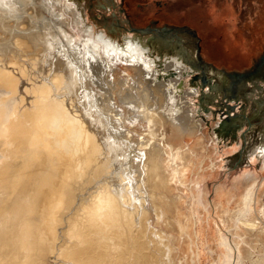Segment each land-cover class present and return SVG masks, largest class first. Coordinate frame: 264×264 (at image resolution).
<instances>
[{
	"label": "rangeland",
	"instance_id": "rangeland-1",
	"mask_svg": "<svg viewBox=\"0 0 264 264\" xmlns=\"http://www.w3.org/2000/svg\"><path fill=\"white\" fill-rule=\"evenodd\" d=\"M68 2L71 5L74 4V7L80 11L81 17L94 28L95 34L104 32L119 47L125 46L127 36L134 35L136 40H140L138 37L144 38L145 33L137 37L134 27L154 28L163 24L187 25L194 29L199 37V52L202 59L227 71L250 69L249 72L253 74L235 82V87H238L237 93L230 95L233 92L231 93L229 86H224L228 77L218 73L217 70L205 68L208 75H213L212 85L208 86L207 83L200 81L201 71L195 70L196 68L192 67L190 62H186L187 66L194 70V78L190 77L189 85L192 86L193 83L201 85L200 93H197L198 96L195 97L199 109L195 115L196 118L201 119L196 134H179L171 126L170 120L164 116L162 107L158 109L155 105V107L149 106L147 104L149 102L145 100L137 102L131 97L130 94H136L141 89L142 83L131 78L132 70L125 68L124 64L119 63L113 66V74L108 70L106 73L97 71L98 75L95 72L92 75L91 71L85 74L84 90L95 98L97 107L103 111L104 115H107L108 120L115 121V124L118 122L117 127L120 131H116L120 132L119 134H123L122 131L126 129L131 141H136L137 137H144L145 140L152 142L150 146L156 145L165 136L164 141L167 140L174 146L186 149L191 162L184 170V176L180 175L183 182L180 183L178 179L169 180L167 195L163 197V194L162 196L155 194L153 200L149 197L152 194L151 188H147L149 185L143 180L147 179L144 178L145 173L147 175V172L143 171L145 167L143 168L142 165L134 167L135 175L133 176H136V179L133 178L131 184L125 187L129 201L120 200L118 209L122 210L112 209L111 213H114L112 217L106 212L104 216L108 215L107 224L101 227L98 221L90 218L94 217L93 212L96 210L98 196L105 195L106 190L116 191L122 184L119 178L121 165L118 161L112 162L109 153L106 155L103 151L96 149H90L91 151L89 148L83 149L81 153L78 151L73 155L67 153L65 157L69 155L70 158L62 159L63 161L54 172L58 176L54 175L51 185L45 184L39 199L41 202L38 201L41 204L40 212L43 210L42 204L48 206L54 203L57 197L61 201L55 209V222H53V233L55 232L53 246L55 247L51 255L47 256L49 264H65L63 263L65 258L60 254L65 246L69 248L77 246V249L84 247L81 241L76 242L78 239L76 240V236L71 234L72 230H81L80 239L86 233L89 234L91 243L94 245L90 247L94 250L91 252L102 258L100 264H225L226 250L220 243V237L227 239L232 245L231 264H235L236 260L240 259L241 264H264V232L257 233L254 229L251 233H244L238 222V216L241 217L240 214L238 215V210L243 206L242 194L247 188H251L255 196V202H252V214H259V209L264 206L263 156L258 155L249 162L248 150H246L249 147L258 149L257 142L264 138V0H68ZM229 17L234 20L230 21ZM23 18H26V13ZM233 23L235 26L232 29L230 24ZM50 28L58 34H65L60 26L51 25ZM36 32L39 30L31 31V33ZM68 34L71 35L69 32ZM80 35L82 36L77 30L73 38L74 46L81 42ZM187 37V34L182 33L183 40H187ZM190 45L185 42L182 44L187 57H191L189 47L192 45ZM150 48L149 50L152 51ZM29 52L26 51V59L33 56ZM153 55L159 57L156 52ZM24 57H21L23 61ZM164 59L165 56H162L161 61ZM258 61H261L259 66L256 64ZM14 73L20 77L22 90L29 88L32 84H38L34 81L35 77L26 79V72L22 74L15 70ZM217 80L220 81L221 86H217L219 82ZM79 89L77 88V91ZM219 91L226 92V95H220V98L224 100L222 104H219L221 99L215 94ZM22 95L25 102L30 104L36 93ZM78 97L80 99L76 98L77 101L73 100L77 106L82 100L81 94ZM228 105L232 108H228ZM226 110L232 114L231 119L222 118L226 115ZM218 121L220 125L216 128V133L220 130L221 135L218 134L217 139L219 143L214 142L213 139V130ZM224 123L230 124L228 132L222 129ZM232 145L235 146L231 148ZM3 153L0 147V160ZM15 159L16 163L22 160L20 156ZM141 171L144 172L143 175ZM164 172H167V168ZM137 173H139V179ZM142 180L144 184L141 183ZM71 191L74 194L73 200L68 195ZM130 191H132L131 195ZM219 192L223 194L221 203L217 196ZM65 194H67L66 198ZM180 194L184 199L176 201V196ZM143 200L144 210L146 208L147 213L142 215L139 211L133 218V222L135 220L133 223L130 220L132 213L134 211L136 213V206H140ZM124 206L125 210L128 209L127 211H123ZM83 211L86 212L85 215H82ZM73 218H78L79 222H74ZM263 220L264 216H260L261 224H264ZM73 222L77 225L74 226ZM70 241L71 244H69ZM235 242L239 246L240 256ZM77 243L82 244V247ZM55 256L59 257L58 260ZM68 260L71 261L68 262L69 264H73L72 260L66 259Z\"/></svg>",
	"mask_w": 264,
	"mask_h": 264
},
{
	"label": "bare ground",
	"instance_id": "bare-ground-1",
	"mask_svg": "<svg viewBox=\"0 0 264 264\" xmlns=\"http://www.w3.org/2000/svg\"><path fill=\"white\" fill-rule=\"evenodd\" d=\"M25 13L26 18L22 19ZM214 19L216 20L215 17ZM229 20L234 19L229 17ZM51 25L60 26L65 34H58L50 28ZM234 26L235 23L230 24V28L233 29ZM33 29L39 32L31 33ZM76 29L82 34L80 35L82 39L74 46L73 38L77 34ZM94 32V28L83 20L80 11L68 0H0V147L4 151L0 160V264H49L47 256L54 251L55 247L53 246L55 209L61 201L58 197H54V203L51 202L52 204L48 206L42 204L43 210L40 212L41 204L39 203L41 201L39 199L45 184L49 185L54 181L52 179L55 178L54 175H57L54 172L67 153L73 155L83 149H96L105 154L109 153L112 162L118 161L121 165L119 178L122 184L119 189L117 187L119 191L106 190L105 195L96 194L98 201L96 210L92 211L94 217L89 218L98 221L101 227L107 224L108 215L104 216L106 212L112 217L114 216V213H111L112 209L120 210L118 209L120 200L129 201L125 187L131 184L133 178L136 179V176H133L134 167L137 168V165L145 167L143 171H146L147 175L145 173L144 178L147 179L143 180L147 181L145 182L149 185L147 188H151L152 194L149 193L152 196L149 197L153 200L155 194L160 196L163 194V197L167 195L169 180L178 179L182 183L181 176H184V170L187 165H190L189 152L187 153L186 149L180 146H174L172 142L164 141L165 136L162 141L150 146L152 142L145 140L144 137H137L136 141H131L126 129L122 131L123 134H119L120 132H117L120 131L117 127L118 122L115 124V121L108 120L107 115H104L103 111L97 107L95 98L84 90L83 81L84 75L89 74L90 71L92 75L94 72L98 75L97 71L106 73L107 70L113 74V66L122 63L125 68H131L130 74L133 73L131 78L142 83L141 89L136 94H130L131 97L137 102L145 100L149 102L147 103L149 106L155 105L158 109L162 107L164 116L170 120L171 126L179 134H196L201 119L196 118L195 112L199 109L195 97L198 96L197 93H200L199 86L201 85L199 83L189 85V79L194 74V70L187 66L179 52L172 55L167 54L161 61L159 57L153 55L154 51L149 50V44L141 39L136 40L134 35L127 36L125 46L119 47L104 32L96 34ZM182 41L183 44L186 40L182 39ZM189 48L190 56L194 58L192 46ZM26 51H30L29 53L33 56L26 59ZM22 56H25L24 61L21 59ZM15 70L22 74L26 72V79L35 77L34 81L38 84H32L29 88L22 90L20 77L14 73ZM249 70L244 71L248 73ZM217 71L221 73L220 70L217 69ZM32 92L36 95L32 102L27 104L22 94ZM78 93L82 96L81 107V104L77 106L73 101L79 98ZM228 108L231 109L232 106L228 105ZM152 110L155 109L152 108ZM220 121L216 123L213 130L214 142L221 135L219 129L216 133ZM229 123H224L222 129L228 132ZM257 143L258 149L254 150L255 147L246 149L248 150L247 157L249 162H252L251 160H254L256 156L262 155L264 165V138ZM234 146L228 147L233 148ZM17 155L22 159L18 163L15 162ZM68 156L67 158H70ZM137 162L138 164H135ZM166 168L167 172H164ZM143 171H141L142 175ZM137 174L139 179V173ZM131 192H129L130 195ZM70 193L68 195L72 199L74 194ZM65 195L66 198L67 194ZM181 196V194L177 195L176 201L184 199ZM217 196L221 203L223 194L219 192ZM254 198L251 188H247L242 194L241 204L243 206L238 210V215H241V217L238 216V222L244 233H251L255 229L257 233L263 234L264 224H261L260 216H264V206L259 209L260 216L252 214ZM143 205L144 200L140 206H136V213L135 211L134 214L132 213L131 222L139 211L142 215H146V208L144 210ZM127 210L124 206L123 211ZM76 215L78 216L77 213ZM77 219L75 218L74 222H79ZM76 225L74 223V226ZM71 234L76 236L75 239H78L76 242L81 241L84 247L82 249H77V246L75 248L63 247L60 253L65 258L63 263L71 262L66 259L72 260L73 264H100L102 262L100 261L102 258L91 252L94 250L90 247L94 245L91 243L92 239L89 238V234L84 233L85 236L83 235L81 239V230H72ZM66 238L69 237L66 236ZM80 243L77 244L82 247ZM220 243L226 250L225 264H231L232 245L223 237H220ZM235 243L240 256L239 246L237 242ZM58 258L56 257L57 260ZM240 260H236L235 264H241Z\"/></svg>",
	"mask_w": 264,
	"mask_h": 264
},
{
	"label": "water",
	"instance_id": "water-1",
	"mask_svg": "<svg viewBox=\"0 0 264 264\" xmlns=\"http://www.w3.org/2000/svg\"><path fill=\"white\" fill-rule=\"evenodd\" d=\"M133 30H135L137 33V37L140 36L139 34L145 33L144 38L138 37L141 40H144L146 44H149L152 49V51L156 52L159 57L165 56L167 54H170L171 52H179L182 57L185 59V61L192 66L195 67V70L201 71V80L208 81L209 76L207 74L206 69H212L220 70L221 73H223L226 77H228V80L225 82L224 86H229L231 93L230 95H235L237 93L238 87H235L234 83L241 81L242 79L247 78L248 76H251L253 73L248 72L246 73L244 70L242 71H227L224 68L217 67L213 63L206 61L201 58L199 53V44L198 40L199 37L196 35L194 29L188 27L187 25H174V24H163L161 26H157L154 28H151L149 26H143V27H134ZM182 33L187 34L189 37H187V40L185 41L186 44L192 45V52L194 53L193 57H187L185 54L184 49L182 48ZM192 59V60H191ZM261 61L256 62V64L259 66ZM246 70V69H245ZM197 73V72H195ZM192 78H194V75L192 74ZM223 84V83H222ZM210 86V84H208ZM217 86H221L220 81L218 82ZM227 89V88H226ZM219 98L220 95L224 96L226 95L225 91H219L215 93ZM229 110H226V115L223 116L224 120L229 117L231 119V115ZM233 134V133H232Z\"/></svg>",
	"mask_w": 264,
	"mask_h": 264
},
{
	"label": "flooded vegetation",
	"instance_id": "flooded-vegetation-1",
	"mask_svg": "<svg viewBox=\"0 0 264 264\" xmlns=\"http://www.w3.org/2000/svg\"><path fill=\"white\" fill-rule=\"evenodd\" d=\"M209 76H211V75H209ZM200 81H201V75H200ZM217 81H219V80H217ZM203 82L212 85V83H211V77H209V80L208 81H203ZM222 89H223V87H222ZM219 99H221V100H219V104H222V101H224L223 98H219Z\"/></svg>",
	"mask_w": 264,
	"mask_h": 264
}]
</instances>
